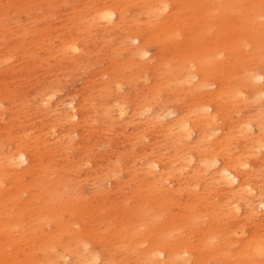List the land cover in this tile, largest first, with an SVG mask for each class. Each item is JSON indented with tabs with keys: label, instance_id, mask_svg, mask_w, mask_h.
<instances>
[{
	"label": "bare ground",
	"instance_id": "obj_1",
	"mask_svg": "<svg viewBox=\"0 0 264 264\" xmlns=\"http://www.w3.org/2000/svg\"><path fill=\"white\" fill-rule=\"evenodd\" d=\"M0 38V264H264V0H0Z\"/></svg>",
	"mask_w": 264,
	"mask_h": 264
},
{
	"label": "rangeland",
	"instance_id": "obj_2",
	"mask_svg": "<svg viewBox=\"0 0 264 264\" xmlns=\"http://www.w3.org/2000/svg\"><path fill=\"white\" fill-rule=\"evenodd\" d=\"M14 18L16 19V24H15V26H16V28H17V26H20L22 23H24V21H26L25 19H26V16H25V14H22V13H19V14H16L15 13V15H14ZM54 20H56V18H54ZM33 27V29H36V26L35 25H33L32 26ZM2 39L0 38V41H1ZM36 40H38V39H36ZM7 42V41H6ZM1 43V42H0ZM34 51H35V53H34ZM153 52H154V50H152ZM30 52H33L32 53V57H31V55H30V57L32 58H29V56H27V58L26 59H24L23 60V62H27L28 63V61H30L29 63H28V65H29V67H28V70L30 69V67L32 68V66H33V68L32 69H30L29 71H30V73H29V71L27 70V73H29V74H27V78H30L29 80H32V87L30 86V84H31V81H29L28 83L29 84H27V86H30V90H28L29 89V87H27V86H25L24 87V89L27 87V90L25 91H22L23 93H25V92H27L26 94H22L21 92H19L20 93V100H21V102H23V103H21L20 105L21 106H24V102H25V105H26V102H27V100L29 99V97H31L33 94H34V91L36 92L37 91V88L39 87V84H38V82H35V81H33V78H35L34 76H36V75H38V77H40L39 76V73H40V67L38 66H36V68H38V70L37 69H34L35 67V65H36V62H40L41 60H43L44 59V56L41 54V53H36V52H39V50L38 49H30ZM153 52H151V53H153ZM37 54V55H36ZM39 54V55H38ZM35 57H34V56ZM42 55V56H41ZM0 58H2V54L0 53ZM13 59L12 60H10L5 66H2L1 68H0V79H1V75L2 74H4V73H6V72H8V69H10L11 67H12V65L14 64V61L15 60H19L20 58H22V57H16V56H11ZM15 57V58H14ZM38 57V59H35V58H37ZM40 57H41V59H40ZM30 59V60H29ZM40 59V60H39ZM37 60V61H36ZM31 61H32V63H31ZM49 62V61H48ZM10 63V64H9ZM35 64V65H34ZM48 66H52V62H49L48 63ZM24 68V67H23ZM47 68V67H46ZM264 68V67H263ZM262 68V69H263ZM2 69V70H1ZM47 69H49V68H47ZM7 70V71H6ZM3 72V73H2ZM32 72H33V75L34 74H36V75H34L33 77H31L32 76ZM34 72H37V73H34ZM42 73H44V72H42ZM42 73H40V75H43ZM29 76V77H28ZM32 78V79H31ZM54 79V78H53ZM34 82V83H33ZM34 86H36V87H34ZM80 87V81L78 80H76V81H71L70 82V88H71V90H77L78 88ZM32 89H35L34 91H32ZM28 94V95H27ZM25 95V98H23V96ZM30 95V96H29ZM27 96V97H26ZM29 96V97H28ZM24 99V100H23ZM25 108V111H27V112H23V109ZM20 110H21V112H20V118H21V120L23 119L22 117H24V122L27 124V125H29L30 123H31V121H32V123H31V126H33V124H35V126H33V128L35 127V129H36V127L38 126V123H40V117L38 118V114H33V109L32 108H30L29 107V109H27L26 107H22V108H19ZM29 110V111H28ZM21 113H23V114H21ZM29 114V115H28ZM33 114V115H32ZM24 115V116H23ZM28 116H29V118L31 117V119H29L28 118ZM27 120V121H26ZM31 120V121H30ZM29 121V122H28ZM28 122V123H27ZM37 129H38V127H37ZM111 138H113L112 136H110L108 139L110 140ZM127 150H128V148H127ZM106 153L107 152H109V150H106L105 151ZM69 157H71V159H74L75 161H76V163H79L81 160L79 159V156H75V155H72V154H70V156ZM89 160H91V161H94V162H97V160H98V158H95V157H93V156H91V157H89ZM46 161V166H45V168H44V170H41L39 173H41V176L42 177H44L45 178V180H53V181H55V182H58V183H60V182H70L74 177L72 176V174H71V168H70V158H67V156H56L53 160H51V159H46L45 160ZM91 168H93V164H90V166H86V167H84L83 168V170L81 171V174H87V175H90L91 174ZM61 179V180H60ZM122 179H123V181H124V176H122ZM29 180H33V177H31V178H29ZM67 180V181H66ZM78 180H76L75 181V183L77 182ZM46 187V186H45ZM41 188L42 190H47L48 188ZM11 188V187H10ZM78 189H79V193H81L82 194V196L84 197V198H82V201H81V205L82 206H86V205H88V204H90V202L93 200V197H92V194H91V189H92V187H91V185H90V183L89 182H82L80 185H78ZM111 189V186H108L107 188H106V190H110ZM130 190L129 189H127V190H125L124 191V193L122 194V195H120L119 197V201H120V203L123 205V206H131L132 205V200H130V198H131V196H130V194L128 193ZM8 193L9 192H5L3 195H2V199H1V201H6L7 200V198H8ZM15 193V190H11L10 191V195H12V194H14ZM57 195L58 196H60V191L57 193ZM20 197H19V200H21V201H23V202H26V201H28V200H30V195H28V193H24V194H20L19 195ZM81 196V197H82ZM45 200H46V202H49V199H46L45 198ZM16 202H18V203H20L19 201H15V200H12V201H10V202H7V207H6V209H5V211H8V212H13L12 210L14 209V207H13V205L16 203ZM120 204V205H121ZM66 221L68 222V220L70 219L68 216H66ZM71 220V219H70ZM71 222L72 223H74L75 221H73V220H71ZM71 222H68V223H71ZM48 231L49 232H52L53 230H52V228L51 227H49L48 228ZM10 253H14V250H10ZM206 264H214V263H206Z\"/></svg>",
	"mask_w": 264,
	"mask_h": 264
}]
</instances>
